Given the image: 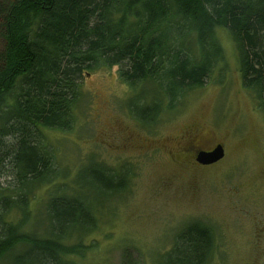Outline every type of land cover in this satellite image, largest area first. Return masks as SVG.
<instances>
[{"label": "trees", "instance_id": "obj_1", "mask_svg": "<svg viewBox=\"0 0 264 264\" xmlns=\"http://www.w3.org/2000/svg\"><path fill=\"white\" fill-rule=\"evenodd\" d=\"M217 28L231 35L241 84L264 115V0H0V264H78L97 227L94 198L126 184L124 166L96 160L69 184L56 180L66 173L44 130L74 126L84 75L116 66L130 114L157 122L222 59ZM53 182L42 216L32 212L30 194ZM214 246L212 228L190 220L154 264H208Z\"/></svg>", "mask_w": 264, "mask_h": 264}, {"label": "rangeland", "instance_id": "obj_2", "mask_svg": "<svg viewBox=\"0 0 264 264\" xmlns=\"http://www.w3.org/2000/svg\"><path fill=\"white\" fill-rule=\"evenodd\" d=\"M216 35L222 59L157 122L143 125L130 114L131 91L113 66L84 75L85 101L70 130H44L58 171L66 173L57 182L69 184L90 160L127 170L122 190L94 198L101 208L97 227L82 238L89 247L78 264H154L194 219L213 230L208 264H264V115L241 84L231 35L224 28ZM197 143L196 152L221 144L224 154L195 163L186 149ZM6 181L0 177V184ZM57 182L34 189L32 212L42 216Z\"/></svg>", "mask_w": 264, "mask_h": 264}, {"label": "water", "instance_id": "obj_3", "mask_svg": "<svg viewBox=\"0 0 264 264\" xmlns=\"http://www.w3.org/2000/svg\"><path fill=\"white\" fill-rule=\"evenodd\" d=\"M224 154L223 146L216 144L210 150H199L196 153V161L200 164H210L218 161Z\"/></svg>", "mask_w": 264, "mask_h": 264}, {"label": "flooded vegetation", "instance_id": "obj_4", "mask_svg": "<svg viewBox=\"0 0 264 264\" xmlns=\"http://www.w3.org/2000/svg\"><path fill=\"white\" fill-rule=\"evenodd\" d=\"M197 148H199V145H198V143L194 146V147H191V149H186V151L188 152V153H190V154H188V153H186V154H188V155H190V156H192V159L195 161V163H198L197 161H196V149ZM211 148H201V149H199V150H210ZM198 150V151H199Z\"/></svg>", "mask_w": 264, "mask_h": 264}]
</instances>
